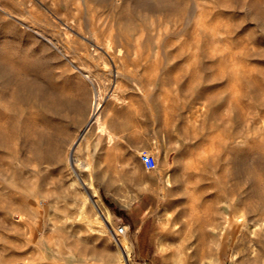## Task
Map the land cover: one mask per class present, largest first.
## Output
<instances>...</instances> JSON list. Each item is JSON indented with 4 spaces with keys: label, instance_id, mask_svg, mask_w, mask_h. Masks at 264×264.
<instances>
[{
    "label": "rangeland",
    "instance_id": "1",
    "mask_svg": "<svg viewBox=\"0 0 264 264\" xmlns=\"http://www.w3.org/2000/svg\"><path fill=\"white\" fill-rule=\"evenodd\" d=\"M0 264H264V0H0Z\"/></svg>",
    "mask_w": 264,
    "mask_h": 264
},
{
    "label": "built area",
    "instance_id": "2",
    "mask_svg": "<svg viewBox=\"0 0 264 264\" xmlns=\"http://www.w3.org/2000/svg\"><path fill=\"white\" fill-rule=\"evenodd\" d=\"M141 162L146 168V170H153L156 168V159L154 156L148 154V153H143ZM125 227L124 226H118L116 229V235H122L125 233Z\"/></svg>",
    "mask_w": 264,
    "mask_h": 264
},
{
    "label": "bare ground",
    "instance_id": "3",
    "mask_svg": "<svg viewBox=\"0 0 264 264\" xmlns=\"http://www.w3.org/2000/svg\"><path fill=\"white\" fill-rule=\"evenodd\" d=\"M85 78L86 79H88L89 80V77L86 75L85 76ZM99 106V105H98ZM96 110H98V107L96 108ZM96 114V113H95ZM95 121H98V116H96L95 117ZM95 204V203H94ZM101 214H102V212H100ZM102 216H103V214H102ZM104 217V219H106V221H108L109 220V218H110V213L106 210V214H105V216H103ZM120 244L118 245L120 248H124L125 247V245L123 244V241L122 242H119Z\"/></svg>",
    "mask_w": 264,
    "mask_h": 264
}]
</instances>
